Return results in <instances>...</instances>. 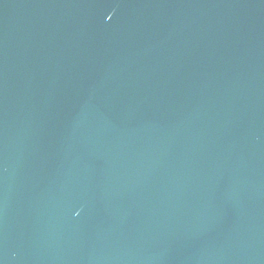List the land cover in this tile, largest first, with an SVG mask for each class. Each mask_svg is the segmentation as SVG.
Returning a JSON list of instances; mask_svg holds the SVG:
<instances>
[{"label": "water", "instance_id": "water-1", "mask_svg": "<svg viewBox=\"0 0 264 264\" xmlns=\"http://www.w3.org/2000/svg\"><path fill=\"white\" fill-rule=\"evenodd\" d=\"M0 264H264V0H0Z\"/></svg>", "mask_w": 264, "mask_h": 264}]
</instances>
